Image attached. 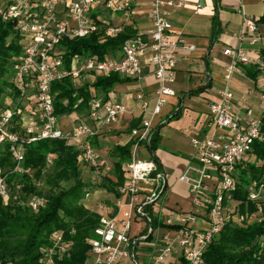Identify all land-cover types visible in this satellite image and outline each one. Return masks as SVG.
Masks as SVG:
<instances>
[{
    "label": "built area",
    "instance_id": "1",
    "mask_svg": "<svg viewBox=\"0 0 264 264\" xmlns=\"http://www.w3.org/2000/svg\"><path fill=\"white\" fill-rule=\"evenodd\" d=\"M148 1L150 28L144 34L126 39L120 47L119 56L99 60L76 55L66 66L62 50L59 49L60 42L64 39L85 38L100 30L103 24L92 16L97 4L107 11L129 16L134 0H0V21L14 24L22 37L23 46L11 78L12 89L19 95V104L14 105L13 102L10 103L12 107L0 109V150L6 147L13 163L12 174L31 175V170L23 167L24 146L40 140H63L78 151L79 165L105 173L112 170L100 158L92 140L101 127L116 123L128 113L127 107L113 96H109L106 101L93 98L88 112L92 125L79 123L65 131L54 112L51 87L55 82L70 79L75 86L80 87L93 84L97 77L111 74L139 81L143 76V65H147L160 84L150 117L143 121L141 128L131 132L137 143L132 149L130 160L122 166L127 180L125 186L119 189V194L125 196L127 202H117L121 220L117 222L104 216L102 205L96 208L99 223L94 230V237L88 240L85 264H124L126 261L137 264L135 243L128 233L132 218H144L150 225L151 219L145 208L155 204L162 193L161 175L157 172L155 161L138 158L136 150L138 142L150 144L151 118L160 113L166 98L174 95L169 86L175 79L177 49L192 52L194 47L187 45L181 36L172 31V14L183 7V0ZM261 1V21L264 24V0ZM257 21L253 17L243 19L241 39L251 46L263 43L262 54L251 57L241 49L224 50V55L232 59V63L224 68L223 77L227 82L232 73L237 71L236 65L240 64L254 67L264 83V38L257 34ZM120 31L118 27H106L109 37ZM219 94L221 100L209 105L213 134L191 140L194 151L192 164L179 178L189 186L196 211H167L165 223L175 227L174 236L163 238V246L152 257L156 263L168 264L169 258L177 250V264H207L205 253L227 224L264 221V165L259 181L249 186L247 200L255 204V211L241 214L240 203L233 198L236 191V166L253 162L252 145L264 138V92L258 96L259 116L254 115L251 107L246 108L244 115L240 116L235 110L233 93L223 89ZM248 96L241 97V100L246 102ZM135 98L142 111H147L148 102L144 94L139 92ZM28 103L33 106V114L26 112ZM15 117L18 121L14 120ZM13 128L18 131H13ZM47 163L51 164L50 158ZM141 186H149L153 190L146 194ZM22 187L20 183L11 186L7 182L6 171L0 166V198L5 206L18 205L37 212L46 205L43 196L26 195ZM142 194L146 196L140 201ZM198 220L204 221V229L192 227ZM69 250V242L61 234H53L49 246L41 250L40 264H56Z\"/></svg>",
    "mask_w": 264,
    "mask_h": 264
},
{
    "label": "crops",
    "instance_id": "2",
    "mask_svg": "<svg viewBox=\"0 0 264 264\" xmlns=\"http://www.w3.org/2000/svg\"><path fill=\"white\" fill-rule=\"evenodd\" d=\"M183 3V7L172 14V31L181 36L187 45L193 46L194 50L189 52L179 48L176 51L175 79L169 86L174 91V95L168 96L160 113L151 118V133L153 135L156 131L157 136L150 143L153 144L154 141L156 149L151 151L150 144L143 141L138 142L136 150L138 158L155 161L161 175L162 189L157 202L145 208L146 213V209H150L151 219L156 220L155 227L149 225L144 218H132L128 233L135 243L137 264H161L152 261V257L163 246L165 236H174V227L165 223L167 211L176 213L196 211L192 205L189 186L179 178L187 166L192 164L194 151L191 140L213 134L209 105L221 100L219 91L228 89L233 93L235 110L240 116L244 115L248 107L253 109L255 116L260 115L258 96L264 92V83L255 68L237 64V71L232 73L229 82L224 79L223 73L224 68L232 63V59L224 55V50L228 48L241 49L251 57L262 54L263 43L251 46L241 39L245 17L258 20L257 34L260 38H264V24L261 21L262 1L183 0ZM148 12V0H134L129 16L107 11L100 4L93 8L92 16L98 22H105L107 26L130 28L136 35L144 34L150 28ZM115 56H119V51ZM159 88L160 84L152 74V69L143 65V76L139 81L129 80L116 84L108 94V97L113 96L128 109V113L121 116L116 123L101 127L98 135L92 140L98 155L112 167V170L105 173L80 165L81 172L85 175L82 182L88 184L84 189L86 195L81 204L98 216L95 210L102 205L104 216L117 222L121 220L117 202L119 200L122 203L127 202V198L119 194V189L125 186L127 180L123 169L125 181L122 186L116 188L115 192L101 188L99 184L103 178L115 183L112 150L118 145H129L131 157L132 149L137 143L131 132L141 128L143 121L150 117L149 113L155 105ZM139 92L144 94L148 102V109L145 112L135 98ZM245 95H249L246 102L241 100ZM31 103L27 104L26 109L29 114L34 112ZM69 117V122L60 124L65 131L72 129L79 122L92 125L88 113L83 115L74 113L60 119ZM76 119L79 122L74 123ZM141 190L148 194L153 188L141 186ZM144 196L146 195L142 194L139 200L143 201ZM192 227L201 230L206 224L198 220ZM177 258L176 250L169 258L168 264H177ZM124 264L131 263L126 261Z\"/></svg>",
    "mask_w": 264,
    "mask_h": 264
},
{
    "label": "trees",
    "instance_id": "3",
    "mask_svg": "<svg viewBox=\"0 0 264 264\" xmlns=\"http://www.w3.org/2000/svg\"><path fill=\"white\" fill-rule=\"evenodd\" d=\"M99 23L103 25L97 33L60 42L59 49L62 50L66 66L76 55L96 57L99 60L114 58L122 43L135 34L130 28H124L109 37L106 34L107 24ZM22 51V37L14 24L0 21V109L12 107L5 104L6 98L10 103L14 102V105L19 104V95L12 89L11 78ZM125 82L129 80L117 74L97 77L93 84L80 87L75 86L70 79L55 82L51 87L55 115L61 118L74 113L87 114L93 98L101 97L106 101L110 90L116 84ZM14 120L18 121V118ZM13 131L18 129L13 128ZM156 136L155 131L151 141ZM150 149H156L154 141L150 143ZM251 153L254 161L236 166L234 174L236 191L233 198L239 201L241 214L255 211V204L249 202L247 197L249 186L259 181L263 171L264 138L252 145ZM112 154L116 181L113 183L103 178L99 187L115 192L125 181L122 166L130 158V146L118 145L113 148ZM77 156L78 151L63 140H40L26 144L23 167L30 169L31 175L18 176L10 172L13 163L6 147L0 150V166L6 171L7 182L11 186L20 183L26 195L43 196L47 201L43 208L32 212L18 205L5 206L0 198V264H40L41 250L49 246L53 234H61L71 243L69 253L56 261V264L84 263L89 250L88 240L94 237L99 216L81 204L88 184L81 180L82 169L77 163ZM48 158L51 164L47 163ZM49 169L52 172L44 179L42 188H39ZM64 183L71 185L64 188ZM146 210L151 219L150 209ZM156 224V220L151 219V226L155 227ZM204 258L207 264H264V221L227 224L209 246Z\"/></svg>",
    "mask_w": 264,
    "mask_h": 264
},
{
    "label": "rangeland",
    "instance_id": "4",
    "mask_svg": "<svg viewBox=\"0 0 264 264\" xmlns=\"http://www.w3.org/2000/svg\"><path fill=\"white\" fill-rule=\"evenodd\" d=\"M5 104H10V100L9 99H5ZM69 119H70V117L69 118H64V119H60L59 120V124H66V122L68 121L69 122ZM77 122H79V120L78 119H76V120H74V123H77ZM85 166H83V168H84ZM85 170H88V168H85ZM52 172V170L51 169H49V171L47 172V173H45V177L43 178V180L46 178V177H48V175H50V173ZM84 174L81 172V180L82 179H84ZM45 184V180L44 181H42V183L40 184V186H39V188H42V186ZM63 185V187L64 188H69L70 187V185H71V183H64V184H62ZM12 206V205H11ZM14 206V205H13ZM17 206V205H16ZM22 207V206H21ZM91 239V238H90ZM89 239V240H90ZM66 242H69V241H67V240H65ZM69 244H70V247H71V243L69 242ZM87 255H88V252H87ZM86 259H87V257H86ZM86 263V260L84 261V263L83 264H85Z\"/></svg>",
    "mask_w": 264,
    "mask_h": 264
}]
</instances>
